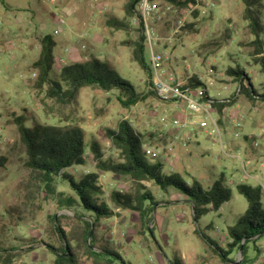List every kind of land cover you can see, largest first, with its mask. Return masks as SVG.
Instances as JSON below:
<instances>
[{
	"label": "rangeland",
	"instance_id": "374dc122",
	"mask_svg": "<svg viewBox=\"0 0 264 264\" xmlns=\"http://www.w3.org/2000/svg\"><path fill=\"white\" fill-rule=\"evenodd\" d=\"M208 1L214 6L207 8L205 15L199 11L191 16L180 14L186 19L187 27L173 44H166L173 59L171 71L182 79L201 77L208 86L210 79L215 78L217 86L210 89V95L220 92L223 97H231L237 92L239 82L228 79L227 69L239 68L263 95L264 78L260 67L249 56L253 49L248 44L254 37L248 22L243 19L244 2ZM127 2L57 0L53 5L40 0H0V158L6 159L0 166V264H55L54 250L64 245L58 226L64 231L77 264H94L80 241L85 226L80 218H74L75 211L61 210L52 197L35 187L36 180L25 166V148L14 122L15 118L25 116L28 127L47 123L32 88L37 72L31 66L39 57L42 38L52 36L57 43L56 74L67 64L84 61L82 55L94 54L108 62L138 92L148 96L144 102L125 109L117 101L116 91L107 93L85 88L79 94L76 107L62 110L86 131L89 143L94 140L101 145L106 158H119L106 131L115 130L121 121L131 122L146 136L149 145L163 147L171 137L163 126V116L167 114L172 119L184 120L189 114L184 102L175 106L149 96L147 73L134 60L133 46L127 44L137 37L133 24L130 30H115L107 25L110 18L125 19ZM99 3L104 7L102 13L97 9ZM8 5L15 7L9 9ZM253 8L264 15V0H256ZM59 15L65 17L67 25L59 23ZM171 19L167 14L166 22L157 26L162 36H166L172 27ZM57 31H60L59 35H55ZM146 60L149 62L147 51ZM210 68L216 74L210 75ZM245 84L248 85L247 80ZM233 106L223 119L224 123H218L220 134L210 118H207V128L190 127L188 132L193 141L185 148L184 141H178L173 163L174 172L185 181L196 179L205 189L223 179L232 189L231 200L218 212L208 214L196 223L191 203L182 193L174 189L163 193L157 186L146 183L158 203L153 221L146 224L137 212L117 209L112 202L115 191L133 193L132 182L125 177L101 174L103 193L100 198L115 216L102 219L96 225L94 250L107 248L117 253L125 264H243L237 251L230 257L232 261H223L195 233L196 229L202 230L228 250L231 240L227 229L234 226L248 208V201L238 193L236 186L245 183L253 187L261 185L264 189V102L258 99L252 104L240 96ZM212 115L219 120L217 113ZM194 117L205 119L204 114ZM156 133H163L165 140L157 143L154 138H149L150 134ZM85 158L87 165L77 168L75 174L95 171L90 151ZM163 164L164 172L168 174V164ZM58 190L68 192L65 185H59ZM78 214L80 216L82 211L78 210ZM211 223L214 229L207 230L206 226ZM249 247V257L253 261L248 264H264V238L258 241L257 249L253 243ZM110 258L121 264L115 256Z\"/></svg>",
	"mask_w": 264,
	"mask_h": 264
},
{
	"label": "trees",
	"instance_id": "16d2710c",
	"mask_svg": "<svg viewBox=\"0 0 264 264\" xmlns=\"http://www.w3.org/2000/svg\"><path fill=\"white\" fill-rule=\"evenodd\" d=\"M162 1L183 11L195 3V0ZM242 1L245 4L243 19L248 22L250 33L254 37V40L248 44L253 49L249 56L253 57L254 64L260 67L264 78V15L253 8L256 0ZM138 2L139 0H128L124 9L125 19L110 18L107 25L115 30H130ZM185 27L183 30L186 29ZM134 29L137 33L136 40L127 44L133 46L134 60L147 73L150 85L149 96L158 98L153 89L152 71L146 60L145 37L139 29ZM39 42V57L31 66L37 72L32 88L47 123L28 127L25 116L15 118L14 122L20 134V141L25 148L27 158L25 166L32 173V178L36 180L35 187L52 197L61 210L75 211L74 218H80L85 226L81 232L80 241L83 242L94 264H117L113 258H110L111 256H115L121 264H125L117 253L107 248L94 250L96 225L102 219L115 216L108 204L100 198L103 193L100 185L101 174L125 177L132 182L133 193L120 194L115 191L111 199L117 209L137 212L146 224L153 221L154 208L158 204L146 183L157 186L163 193H168L170 189L182 193L191 203L193 218L197 223L202 217L218 212L231 200L232 189L223 179L216 181L209 189H205L196 179L185 181L179 173L166 174L164 164L158 160L151 161L144 150L146 136L138 132L127 120L121 121L115 130L106 131L112 147L119 156L117 160L112 157L106 158L101 145L94 140L89 143L86 140V131L76 123V119L62 113V110L76 107L79 94L85 88L107 93L116 91L117 101L125 109L144 102L148 96L138 92L137 88L122 79L108 62L101 61L94 54L82 55L81 58L85 59L84 61L67 64L56 74V41L52 36H46ZM227 76L234 82H239L240 96L252 104H255L258 99L264 102V94H259L249 82L245 72L239 68L230 67L227 69ZM246 80L248 85L245 84ZM188 85L192 88L205 86L198 76H193L188 81ZM237 98V92H235L229 98V102L216 104V113L222 115L223 111L232 106ZM56 120L59 122L56 123ZM219 122L218 120L217 123ZM154 135L150 134L149 138L153 139ZM87 151H90L93 156L95 171L75 174V171L76 173L78 171L77 168L87 165L85 158ZM3 162H6V159L0 158V166L4 165ZM59 185H65L68 192L59 191ZM236 189L248 201V208L237 219L234 226L227 229L231 240L228 250L202 230L196 229L195 233L223 261H232L230 257L237 251V254L241 252L242 263L248 264L253 261L249 257V244L253 243L257 249L258 241L264 238V191L261 185L253 187L245 183H239ZM78 210L82 211L80 216ZM206 229H214V224H209ZM57 231L64 240V245L54 250L55 264H77L64 231L59 226ZM147 231L150 236L153 235L148 227Z\"/></svg>",
	"mask_w": 264,
	"mask_h": 264
},
{
	"label": "built area",
	"instance_id": "2783aa9c",
	"mask_svg": "<svg viewBox=\"0 0 264 264\" xmlns=\"http://www.w3.org/2000/svg\"><path fill=\"white\" fill-rule=\"evenodd\" d=\"M40 1L53 5L57 3V0ZM210 6L213 7L214 3L208 0H195V3L183 11L162 0H139L136 13L132 18L134 28L139 29L145 37L146 51L149 54V65L152 71L153 89L158 99L162 102L174 103L175 106L178 103L184 102L189 111L188 116L184 120L172 119L167 114L163 116V126L171 136L170 142L167 145L154 147L145 143L143 146L151 161L160 159L162 163L168 164L169 173L174 172L173 163L176 158V144H178L179 140H183V147L185 148L191 140L188 132L190 127L199 126L200 128H207V118H210L217 132L220 134L218 123L212 114L216 113V104L224 101L229 102L230 98L223 97L220 92H217L215 96L210 95V89L217 86L215 78L210 79L209 86L192 88L188 85V81L192 76L182 79L181 76L170 69L173 59L170 49L166 47V44H173L181 36L183 28L186 26V19L181 17L180 14L184 13L186 16H191L195 11H199L202 15H205L207 8ZM97 9L99 13L104 11V7L100 3L97 4ZM167 14L171 16L173 25L168 34L162 36L157 26L166 22ZM58 21L63 26L67 25V21L63 15H59ZM59 34L60 31H57L55 35ZM209 74H216L215 70L210 68ZM218 76L222 77V74H218ZM224 90L228 89L224 88ZM239 96V90H237V97ZM195 114H204L205 119L196 118L194 117ZM154 139L157 143H161L165 140V136L163 133H156ZM255 146L257 147L258 144L256 143Z\"/></svg>",
	"mask_w": 264,
	"mask_h": 264
},
{
	"label": "crops",
	"instance_id": "0c3cea01",
	"mask_svg": "<svg viewBox=\"0 0 264 264\" xmlns=\"http://www.w3.org/2000/svg\"><path fill=\"white\" fill-rule=\"evenodd\" d=\"M3 2H6V0H2ZM13 7H15L14 5H8V8L9 9H12ZM201 78V77H200ZM219 80H223L224 78H218ZM228 79H230L229 77H228ZM246 101H248L247 99H245ZM249 102V101H248ZM237 103V102H236ZM234 108V106L232 105V106H230L229 108H227V109H225L224 111H223V114L222 115H218V117H219V123H224V121H223V119H225V116L229 113V111H232V109ZM234 123H235V121H234ZM198 127V126H197ZM189 135L191 136L192 134L191 133H189ZM193 141V137L191 136V140L189 141V142H192ZM194 142H196V143H198L197 141H195L194 140ZM175 173H178V172H175Z\"/></svg>",
	"mask_w": 264,
	"mask_h": 264
},
{
	"label": "water",
	"instance_id": "95a60500",
	"mask_svg": "<svg viewBox=\"0 0 264 264\" xmlns=\"http://www.w3.org/2000/svg\"><path fill=\"white\" fill-rule=\"evenodd\" d=\"M197 223V222H196ZM239 255L241 256V252L239 253Z\"/></svg>",
	"mask_w": 264,
	"mask_h": 264
}]
</instances>
